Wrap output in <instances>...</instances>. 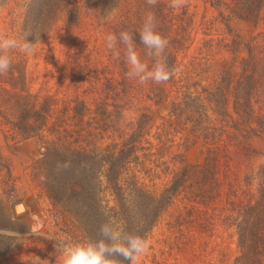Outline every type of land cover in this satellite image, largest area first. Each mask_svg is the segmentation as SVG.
Here are the masks:
<instances>
[{"label": "rangeland", "instance_id": "374dc122", "mask_svg": "<svg viewBox=\"0 0 264 264\" xmlns=\"http://www.w3.org/2000/svg\"><path fill=\"white\" fill-rule=\"evenodd\" d=\"M25 2L11 0L6 5L0 0V33H31ZM228 2L188 0L179 11L168 7L169 0H158L151 9L145 0H113L102 11L74 2L67 6V10L74 9L72 16L78 13L73 24L61 18L43 40L34 42L35 33L26 37L35 43L36 53L14 54L16 88L19 90L21 71V95L36 96L37 103L51 97L56 104L45 128L28 139L13 134L0 117V264H61L58 242L65 238L69 242L96 240L100 224L109 216L128 232L142 236L145 231L150 249L137 264L234 263L238 255L236 219L242 206L255 196L253 177L257 167L260 172L264 165V107L254 103L262 93L251 97L250 117L240 106L246 94L245 77L251 73L249 49L257 31L251 25L227 21ZM112 9L118 10L117 17L109 22L106 17ZM149 10L156 14L157 30L170 42L167 63L177 71L166 83L140 85L125 76L124 46L118 45L121 56L114 60L105 37L109 32L118 36L121 30H131L137 52L151 67L152 60L144 54L138 35ZM256 56L262 59L264 52ZM11 89V83L0 82V96L6 97L0 101V113L5 116L14 110V100L5 93ZM163 90L165 98L160 97L159 105L155 91ZM206 90L226 99L225 109L217 108ZM188 93L198 99L191 100ZM75 99L84 100L88 108L79 126L72 113L65 111ZM196 105L198 112L193 111ZM214 109L225 111L227 117H218ZM201 113L207 120L219 118L226 130L215 145L216 177L223 187L217 195L213 194L217 191L192 187L178 192L150 227L148 223L160 210L158 199L170 186L173 174L181 171L182 164L174 167L170 162L182 151L178 145L198 119L202 126L207 125ZM143 114L152 121L147 136L136 144L135 156L139 162L145 160L144 169L136 174L138 185L128 186L123 179L122 187L106 189L105 163L94 164L90 153L75 155L77 146L92 150L83 136H102L99 152L106 148L101 156L110 163ZM188 115L191 120L186 121ZM52 125L63 133H53ZM204 141L198 140L185 153L186 164H204L203 145L209 144ZM64 162L71 167L60 172L57 165ZM61 177L68 181L66 192L56 187Z\"/></svg>", "mask_w": 264, "mask_h": 264}, {"label": "trees", "instance_id": "16d2710c", "mask_svg": "<svg viewBox=\"0 0 264 264\" xmlns=\"http://www.w3.org/2000/svg\"><path fill=\"white\" fill-rule=\"evenodd\" d=\"M25 1V6L27 7L26 22L32 30L29 34V37H32L33 33H35L34 42H37L43 40L50 33L52 27L59 19L65 18L67 24H73V22L77 20L78 13L75 14L76 16L74 17L72 16L71 12L74 9L67 10V6L69 7L71 3L76 2L77 5L78 3L82 2L86 8L99 7V9H101L99 11H102L106 10L113 0ZM2 2L7 5L11 2V0H2ZM225 6L229 12V15H227V21L230 22L236 20L241 24L243 23L246 25H251L254 30L257 31V33L252 38L253 45L249 49V67L251 69V73L245 77V81H247L246 94L243 98V102L240 104V106L245 108L246 115L250 117L253 110V105H251V97H255L259 93H262L254 103L260 108L264 107V58L257 59L256 56L258 53L264 52V0H229ZM69 12L71 13L70 15H68ZM16 70L17 67L12 66L11 70L6 76H0V82L12 84V89L10 91H5V93L10 95L9 99L14 100L12 101L14 110L11 111L9 116H5L4 114L0 113V117L8 125H10V131L13 134L20 135L21 137L28 139L37 136L45 128L52 114V106L56 103L51 99V97L43 98L42 103H37L36 96H31L30 94H27L26 96L21 95L20 92L24 86V78L20 71V76L18 79L20 84H18V90L14 81L17 79L14 76ZM226 74V79L228 82H230L231 74L229 72ZM241 77L242 76H240V78ZM185 90L187 91V89ZM217 90H219V88ZM213 92L214 91L209 90L205 91V93L211 98L210 100L212 103H214L217 108L224 107L225 109L227 100H221L223 97L220 95L216 96L213 94ZM155 93H157L156 102L159 104L160 101H162L160 97L164 96L165 98L166 92L163 90V93L158 91H155ZM187 97H189L191 100L198 99V96H193L191 93H188ZM260 98L262 100H260ZM5 99L6 97L0 96V101H4ZM72 102L73 106L69 109L67 108L65 111L72 113L73 118L77 121V126H79V121L82 120L84 114H86L88 111V108L86 110L87 103L84 100L78 99H75ZM39 104L40 108H36V106ZM117 107L118 106H114V108ZM198 108L199 106L196 105L193 111L198 112ZM213 111H217V114L219 115L218 117H224V119L227 117L226 112L223 110L214 109ZM201 116L207 125L202 126V121L198 119V122L194 128L192 127L189 129L190 131H188V135L184 136L182 143L178 145L181 147L182 151L173 157V161L170 160V162H173L174 167L176 165L182 164L181 171L175 172L173 174L170 186H168V188L162 193V196L158 199L157 203L160 205V210H158V212L155 214L153 221L148 223V226L150 225V227L154 222H156L163 209L172 202L173 197L178 192L185 189L195 188L197 190L206 189L208 192L217 191L216 193H213L214 195H217L219 194V189L223 187V183H221V181H219L216 177L217 170L215 155H217L218 149L215 147V145L219 144L220 138L226 130L225 127L220 124L219 118L213 119L212 117H209L207 120L204 118L202 113ZM185 119L188 121L191 120V117L188 115ZM151 121V116L148 117V115L145 114L140 116L136 129L125 138L123 147L120 150L118 157L110 163L106 162L104 156H101V153L106 151V148L99 152L101 146H98L97 144L98 141H101V138H103L102 136H91V140L86 136H83L85 138L86 145H89V147L92 145L93 148L92 150H87V146L78 145L77 147H79V152H75V155L82 157L90 153L92 154L91 159L95 160L93 162L94 164L98 165L102 162L105 163V173L102 175L106 183V189H118L122 187L124 183L128 186H137L139 178L136 174L139 170L144 169L143 162L145 163V160L139 162L138 156H135V151H137L136 144L143 135L147 136L148 124ZM59 128V126L52 125V129L54 130L52 132L62 134L63 131H59ZM97 129H100V132L103 130V128ZM176 134H178V132H176ZM189 135H191V138L188 137ZM79 136L81 137V134H79ZM175 137L176 136H174V138ZM252 138L253 137H250V140ZM200 139L205 140L204 142L209 141V144L203 145L205 150L204 164H186L184 160L185 153L193 148L196 142H198ZM173 141L174 140L170 141L171 147H173ZM60 172H62V170H60ZM259 176L261 182L258 194L256 191V194L252 200L248 201L242 206L236 219L235 228L238 255L235 258L233 264H264V165L260 167ZM123 179L124 183L120 184V181L122 182ZM188 182L189 184L187 185ZM67 185L68 181L61 177L58 180L56 187L66 192ZM63 191L62 194H64ZM119 198L121 201L122 196H119ZM209 199L213 201L214 198ZM120 201L118 203H120ZM203 201L205 200H202V202ZM207 202H209V200H207ZM144 232L142 237H145ZM124 264H128V262L125 261Z\"/></svg>", "mask_w": 264, "mask_h": 264}, {"label": "clouds", "instance_id": "9594fccd", "mask_svg": "<svg viewBox=\"0 0 264 264\" xmlns=\"http://www.w3.org/2000/svg\"><path fill=\"white\" fill-rule=\"evenodd\" d=\"M149 8H155L158 0H145ZM188 0H169L168 7L181 10ZM117 9H112L106 20H116ZM158 19L154 11H146L139 28V41L144 46V54L152 60L151 67L141 59L136 50L134 34L131 30H121L119 35L109 32L105 37V46L114 60H119L121 51L118 45L124 46V55L128 65L125 73L127 79L144 85L148 82L163 84L175 75L176 69L167 63L166 49L169 40L158 30ZM24 35L0 33V76H6L14 62V54L32 56L36 53L35 43L29 42ZM71 167L70 162L58 163V170ZM43 179V177H42ZM259 168L253 177V183L260 186ZM65 238L58 242L56 251L61 257V264H137V260L150 249V242L139 234L128 232L123 224L109 216L98 228V238L87 242H69ZM39 260V257H37Z\"/></svg>", "mask_w": 264, "mask_h": 264}]
</instances>
